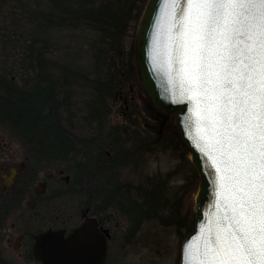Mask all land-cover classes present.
Segmentation results:
<instances>
[{
    "label": "trees",
    "instance_id": "trees-1",
    "mask_svg": "<svg viewBox=\"0 0 264 264\" xmlns=\"http://www.w3.org/2000/svg\"><path fill=\"white\" fill-rule=\"evenodd\" d=\"M146 2L147 0H0L2 45L9 46L13 42L19 45L17 67L21 73L28 75V81L19 85L11 76L0 72V124L30 146V150L38 153L40 158L51 163L68 159L70 171L73 172V183L77 187L70 191L80 192L85 189L88 205L93 204L97 195L101 194L93 186L97 172L104 169L112 176L113 172L110 170L117 163H130L124 152L121 151L123 159L119 158L120 154L117 155V152L120 153L119 148L116 150L114 146L121 144L118 138L109 144V152H116H113L114 157L106 154V144L99 143L97 139L106 126L108 100L114 98L115 92L122 86V69L125 68L130 76L139 79L133 46L125 51L124 38L129 27L136 32ZM26 26L32 29L28 30ZM62 29L85 30L97 35L92 43L94 61L90 71L83 72L71 61L60 63L47 56L53 51L48 33ZM80 86L88 89L89 98L83 101L82 107H75L72 102L76 88ZM131 112L126 119L133 122L131 114H137V111ZM151 115L154 120L159 115L162 116L149 107L147 116ZM174 118L175 114H171L172 125ZM79 123L93 128L90 138H80L74 134L73 129ZM149 130L150 134L156 133L154 128L150 127ZM106 134L115 136V130L107 131ZM171 136L172 147L175 142L180 143L177 132ZM149 144V150L165 147L163 142L157 140ZM181 146L179 158L190 161L189 151L182 144ZM190 165L192 179L181 187L179 196L175 193L173 198L167 197L162 190V181L152 184L143 198L145 218H159V213L164 211L166 214L159 218L160 224L165 226L174 223L178 229H184L186 235L193 229L194 213L191 207L189 211L183 210V213L182 203L185 194L196 191L199 183L191 161ZM108 178L110 179V175ZM113 191L101 194L103 205L105 203V207L111 206L116 202L120 209L125 208L124 204L129 207L128 188H118L116 193ZM138 206L140 204H132L135 214L139 213ZM0 264L13 263L0 253Z\"/></svg>",
    "mask_w": 264,
    "mask_h": 264
},
{
    "label": "snow or ice",
    "instance_id": "snow-or-ice-1",
    "mask_svg": "<svg viewBox=\"0 0 264 264\" xmlns=\"http://www.w3.org/2000/svg\"><path fill=\"white\" fill-rule=\"evenodd\" d=\"M163 14L164 74L197 114L223 209L185 264H264V0H164Z\"/></svg>",
    "mask_w": 264,
    "mask_h": 264
},
{
    "label": "rangeland",
    "instance_id": "rangeland-1",
    "mask_svg": "<svg viewBox=\"0 0 264 264\" xmlns=\"http://www.w3.org/2000/svg\"><path fill=\"white\" fill-rule=\"evenodd\" d=\"M6 22L9 21L7 20ZM1 26L3 28V24ZM30 28V26H26V29L29 30ZM135 34V30L129 27L124 38L125 51L132 46L134 50ZM96 36L95 33L85 30H51L48 33V37L50 38L53 51L47 54V56L51 60L60 63L71 61L74 63V66L83 72L90 71L94 61L92 43L96 39ZM18 46L16 42H13L9 46H3L0 39V72L8 74L19 85H22L25 81H28V75L21 73L17 67L18 58L20 57ZM120 76L122 77V86L115 92V97L108 100L109 113L106 126L104 132L97 139L99 143L106 144L103 147L109 152V144L118 138L121 144L116 145L117 147L114 146L116 150L119 148L120 153L117 152V155L120 154V159H123L124 155H126L127 161H130V163H117L116 170H110V172L116 173V178L114 177L113 181L119 184L131 183L133 185H142L148 189L151 188L153 183L164 181L162 185L164 194L169 198H173L175 193L179 196L181 186L185 182H189L193 171L190 161H182L179 158V153L182 150L181 144L175 142V147H172L171 141L173 139L171 135L177 132V127L175 123L172 125L170 115L175 114V112L165 115L158 111L162 116L159 115L156 120L152 118V115L148 117V109L152 106L148 103L139 79H136L135 76H130L125 71V68L122 69ZM75 92L76 94L72 103L75 107H82L83 101L89 98L88 89L80 86L76 88ZM132 110L137 111V114H133ZM130 112L132 113L133 122L126 119V116ZM150 127L154 128L155 134H150ZM112 129L115 130V136L106 134L107 131H111ZM73 132L80 138H90L93 135V128H90L85 123H79L73 129ZM1 137L11 140L12 144L16 148H19V150L28 152L30 150L7 127L0 124ZM154 140L163 142L165 145L164 149L149 150L151 148L148 147L150 146L149 143ZM110 151L109 156L114 157L113 152H116ZM121 151L124 152V155H122ZM68 172L70 175V189L77 188L73 183V172L70 170ZM95 179L93 186L97 187L96 185L104 181L105 178L100 175L95 177ZM196 194L197 190H193L191 194L189 192L185 194L181 208L182 212L184 209L189 211L191 207L194 213ZM132 198L142 199L136 192H132ZM86 201L87 195L85 189L80 192L70 191L64 200L60 198L58 201H55L58 203L59 208L62 207L63 202L66 203L69 213L68 227L71 228L80 221V211ZM116 209L118 211L113 213V223L117 222L118 227L114 229L115 238L110 244L105 264H179L181 245L186 233L181 231L179 234L173 227L163 226L159 220L150 219L145 220L134 231L129 242H126L131 222L119 208ZM165 214L166 212L164 213V211L160 212L159 217H163ZM3 248L4 254H7L5 257L9 261L11 260L13 264H41L39 261L30 262L19 259L10 250V246H4Z\"/></svg>",
    "mask_w": 264,
    "mask_h": 264
},
{
    "label": "water",
    "instance_id": "water-1",
    "mask_svg": "<svg viewBox=\"0 0 264 264\" xmlns=\"http://www.w3.org/2000/svg\"><path fill=\"white\" fill-rule=\"evenodd\" d=\"M163 8L164 0H147L135 34L134 61L148 103L165 115L175 112L179 141L189 151L190 161L199 177L194 226L181 245L179 264H185L186 260L194 259L192 254L203 249L208 229H215L223 209L218 211L215 207L218 202L215 170L210 167L211 161L196 147L198 139L193 121L197 114L186 95H182L178 83L170 81L164 74L167 67L163 64L164 54L171 48V42L168 38L170 22L163 14ZM103 232L97 221L90 217L67 235L62 229L42 232L35 238L34 257L41 264H104L107 237ZM189 245H192L191 250Z\"/></svg>",
    "mask_w": 264,
    "mask_h": 264
},
{
    "label": "flooded vegetation",
    "instance_id": "flooded-vegetation-1",
    "mask_svg": "<svg viewBox=\"0 0 264 264\" xmlns=\"http://www.w3.org/2000/svg\"><path fill=\"white\" fill-rule=\"evenodd\" d=\"M21 143L26 147H30L23 142ZM106 154L110 155L109 152H106ZM39 156L38 153L31 150L29 152L19 150L8 138H0V253L4 257L7 254H4L3 247L10 246V250L19 259L30 262L37 261L34 257V244L38 234L49 230L62 229L67 235L80 226L87 217H90L97 221L98 228L102 232L104 231L105 233H103L107 237L106 262L110 244L115 238L114 229L118 227L117 222L113 223V213L118 211L116 208H119L115 204L116 202H113L111 206L105 207V203L103 205L101 194L108 190H114L113 192H115L118 188L121 190L128 188L129 207L124 204L126 209L119 208L131 222L126 242H129L134 231L145 220H159L160 217L145 218L143 215L146 211L143 198L146 191L150 189L146 186L131 183H115L113 178H116V173L113 172L111 176V173H107L103 169L96 174V177L102 175L105 178L95 187L101 194L97 195L98 198L93 204L84 203L80 211V221L71 228L68 227V207L63 202L62 207L59 208L58 203L55 201L60 198L64 200L70 193V175L68 172L70 163L68 159L51 163ZM112 170L115 171L116 168ZM194 171L197 173L195 168ZM108 175H110V179ZM190 179H192V176H190ZM161 182L157 181L158 184ZM185 184L186 182L183 185ZM132 192H136L142 199L132 198ZM134 203L140 204L141 208L138 206V214L133 211L132 204L134 205ZM184 210L186 211V209ZM165 226L173 227L179 234L181 231H185L182 228L178 229L174 223Z\"/></svg>",
    "mask_w": 264,
    "mask_h": 264
}]
</instances>
